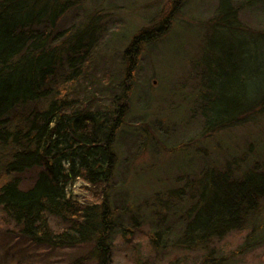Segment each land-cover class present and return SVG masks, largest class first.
<instances>
[{
	"label": "trees",
	"instance_id": "trees-1",
	"mask_svg": "<svg viewBox=\"0 0 264 264\" xmlns=\"http://www.w3.org/2000/svg\"><path fill=\"white\" fill-rule=\"evenodd\" d=\"M77 3L0 0V209L5 222L37 244L90 246L89 257L63 264H113L118 234L126 237L141 227L137 213L126 222L118 211L121 207L129 214L126 201L120 206L110 202L115 144L134 84L131 72L142 45L156 41L174 13L164 15L160 27L138 32L124 54L123 77L117 84L105 73L108 86L99 89L100 96L92 91L100 38L96 19L81 29L60 30L61 18ZM238 15L234 0H220L209 27L256 32L254 42L264 45V30L247 28ZM240 39L220 47L219 68L209 69L210 80L201 75L194 112L205 135L264 117V65L260 72L251 70L260 78L242 75L248 85L236 84L250 56ZM240 168L236 161L205 165L193 178L180 176L182 184L172 191L156 192L145 203L153 216L155 243L200 250L204 264H225L220 261L225 255L214 257L211 246L234 230L246 232L236 252L263 246L264 157ZM33 169L35 180L26 187L24 175ZM78 179L90 184L99 202L69 196Z\"/></svg>",
	"mask_w": 264,
	"mask_h": 264
},
{
	"label": "rangeland",
	"instance_id": "rangeland-1",
	"mask_svg": "<svg viewBox=\"0 0 264 264\" xmlns=\"http://www.w3.org/2000/svg\"><path fill=\"white\" fill-rule=\"evenodd\" d=\"M220 0H78L60 20V30L81 29L91 19L99 27L94 49L92 91L107 88L106 74L118 84L124 66V54L138 32L161 26L166 14L173 21L156 41L142 45L131 72L134 80L129 112L115 144L118 160L110 202L125 203L129 212H119L129 221L131 213L141 218V227L126 237L118 234L114 242L113 264H204L200 250L155 243V227L147 201L156 192H166L182 184L181 177L193 178L205 166H224L236 161L240 169L264 157V117L243 125L205 135L202 119L194 112L201 75L210 80L209 69H218L220 47L226 42L237 45L245 39L250 52L239 70L236 84L261 76L264 45L254 42L256 32L224 31L209 27ZM239 6L238 20L249 29L264 30V0L255 5L234 0ZM243 57V56H240ZM106 73V74H105ZM250 74L254 77L250 79ZM252 81V80H251ZM99 90V92H97ZM107 103L109 100L103 98ZM37 174L24 175L31 186ZM69 196L81 202H99L90 184L78 179L68 189ZM124 200V201H123ZM54 226L56 223L52 222ZM246 232L234 230L211 247L214 257L225 255V264H264V245L250 251H237ZM89 245L50 247L22 236L12 223L3 220L0 209V264H63L78 257H89ZM219 262V260H215Z\"/></svg>",
	"mask_w": 264,
	"mask_h": 264
}]
</instances>
